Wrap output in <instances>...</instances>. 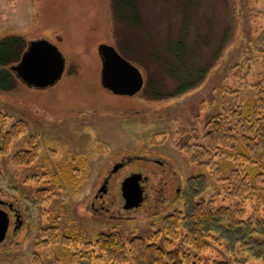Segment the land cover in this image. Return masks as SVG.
I'll use <instances>...</instances> for the list:
<instances>
[{
    "label": "rangeland",
    "instance_id": "1",
    "mask_svg": "<svg viewBox=\"0 0 264 264\" xmlns=\"http://www.w3.org/2000/svg\"><path fill=\"white\" fill-rule=\"evenodd\" d=\"M132 1L133 8L120 0H0V40L19 37L22 49L29 41L44 38L56 44L66 58L61 79L50 87H29L14 77L11 89L0 90V109L9 113L8 124L21 119L27 132L39 133L41 142L39 159L31 164L10 162L15 152L26 148V131L8 153L0 155V198L20 203L22 211L17 230L10 226L11 235L0 243V264H32L37 249L45 264L53 263L59 254L73 252V245L68 253H63L61 245L51 246L53 243L41 249L35 245L42 237L41 227L52 223L76 235L78 250L85 248L95 233L113 227L126 243L132 235L147 238L160 229L162 218L152 216L153 210L145 206L154 198V185L166 182L168 206L173 207L179 203L176 187L181 188L196 173L176 146L185 134L180 131L195 135L205 122L244 94L240 89L243 85L263 77L264 45L256 36L264 24V0ZM227 31L226 46L215 60ZM180 33L186 34L187 51L195 53V68H206L205 77L184 94L152 97L145 91L151 84L148 81L159 80L163 86L157 89L169 92L177 85L164 63L176 60L177 52L171 45ZM102 42L139 68L143 90L132 96L117 95L101 85L97 47ZM176 73L185 75L181 70ZM71 154L82 155L86 170L77 167V174L84 179L74 195L67 196L64 183L59 186L47 181L51 177L45 162ZM126 155H133L132 166L148 176V199L130 211L119 205L107 209L118 194L123 175H111L105 192L99 191L102 175L113 160ZM160 158L166 162L162 159L163 164H158ZM31 174H36L38 183L28 178ZM45 187L48 195L40 193L35 199ZM216 190L212 187L211 192ZM98 193L103 196L99 198ZM218 253L217 249L207 251V264ZM246 263L264 261L248 259Z\"/></svg>",
    "mask_w": 264,
    "mask_h": 264
},
{
    "label": "trees",
    "instance_id": "2",
    "mask_svg": "<svg viewBox=\"0 0 264 264\" xmlns=\"http://www.w3.org/2000/svg\"><path fill=\"white\" fill-rule=\"evenodd\" d=\"M120 2L125 7H134L132 0ZM259 29L256 39L262 38L264 45V24ZM228 32L221 37L215 60L226 46ZM186 39V34H179L171 45L177 52L176 60L164 63L170 76L176 79L175 88L170 92L157 89L163 85L153 80L148 81L151 83L148 89L144 85L142 90L145 87L152 97H176L203 81L206 68H195L196 56L187 51ZM20 41L15 36L0 40L1 91L14 85L16 76L9 66L20 59L25 49H20ZM125 49L130 50L128 46ZM187 57H190L188 66ZM179 70L185 75L177 74ZM240 89L244 94L234 98L223 113L205 122L195 135L180 131L185 134L180 135L176 146L182 149L196 173L181 185L179 203L173 207L165 205L156 215L162 218L160 229L147 238L132 235L126 243L121 232L113 227L110 231L95 233L84 244L85 248L78 250L76 235L52 223L41 227L42 237L35 245L40 249L47 243H53V247L61 245L63 253H68L69 246L73 245L74 250L67 256H55L50 264H207L209 256L204 254L214 249L219 253L217 258L209 260L210 264H247L248 259L264 261V72L263 77ZM8 117L9 113L0 109V155L8 153L13 142L27 132L24 121L18 118L8 124ZM27 133L26 148L11 156L12 164L27 165L39 159V136L34 131ZM80 156L71 154L53 163L45 162L51 177L47 181L53 180L59 186L64 183L67 196L74 195L84 179L76 172L78 168L86 170ZM28 178L39 182L36 174ZM212 187H217L215 193L211 192ZM40 193L46 196L49 190L40 189L35 199ZM32 264H45L38 249L33 253Z\"/></svg>",
    "mask_w": 264,
    "mask_h": 264
},
{
    "label": "water",
    "instance_id": "3",
    "mask_svg": "<svg viewBox=\"0 0 264 264\" xmlns=\"http://www.w3.org/2000/svg\"><path fill=\"white\" fill-rule=\"evenodd\" d=\"M97 51L101 60L100 83L104 88L114 94L128 96L142 89L144 84L142 72L122 57L115 47L102 42L98 45ZM65 68L66 58L62 51L56 44L44 38L29 41L20 59L9 66L21 82L38 89L56 84ZM139 179L138 173L122 179L120 191L124 209L136 208L140 205L143 199V187ZM8 223L7 212L0 208V242L5 238Z\"/></svg>",
    "mask_w": 264,
    "mask_h": 264
},
{
    "label": "flooded vegetation",
    "instance_id": "4",
    "mask_svg": "<svg viewBox=\"0 0 264 264\" xmlns=\"http://www.w3.org/2000/svg\"><path fill=\"white\" fill-rule=\"evenodd\" d=\"M31 131H34L39 136V133L37 131L30 129L29 133ZM128 131L132 132L130 129H128ZM133 158H135L133 155H131V156L126 155L125 157H118L115 160H113L112 161L113 163L111 164V167L109 168V170L107 172H104L102 175L103 180H102V184H100L99 191L101 190V188H103V190H101V191L105 192L106 183H107V181L111 175H114L117 173H120V174L122 173V175H123L122 179H124L125 177L130 176L131 174L138 173V174H140L139 183L143 187V192H142L143 199H142L140 206H139V207H142L143 202L146 201V199H148V194H149V193L147 194V190H146L147 184L145 183L148 179V176L144 175L143 171L136 168V166H132L131 163L133 161ZM162 159L163 158L156 160V161H158V164H163V161H165V159H163V161H162ZM120 183H121V181H120ZM159 183H162V185H160V186L154 185V187H153L154 198L152 200L150 199L148 201V204L145 205V206H148L149 209L153 210V212L151 214L152 216L157 215L161 211H163L165 209V205L168 206V195H169V193H168V189L166 188V182L160 181ZM119 188H120V186H118V189ZM179 190H180V188L176 187V192L177 191L179 192ZM178 192H177V194H178ZM97 196L100 198L103 196V194L98 193ZM115 196H116V198L111 201L112 203H110V204L107 203L108 204L107 209H109V205L117 206V207L119 205L120 207L123 208V202L124 201H123V198L121 196L120 189L118 190V194L117 195L115 194ZM177 198H178V195L176 196L175 200H177ZM18 204H19V206L15 205L14 201L10 200L9 198H8V200L0 198V207L7 212L8 217H9V223H8V229L6 232V236H8V233L10 236L11 235L10 233L12 232V230L16 231L17 229H15V228L18 227L21 223L22 211H21L20 203H18ZM24 206H25V204L23 203V207ZM102 206H103V204H102ZM139 207H137V208H139ZM137 208H134V209H137ZM104 209H105V207H104ZM123 210L130 211L132 209H123ZM118 211H120L119 208H118ZM12 218H14V220H12ZM10 226L12 227L11 232L8 231ZM3 254H7V252L3 253Z\"/></svg>",
    "mask_w": 264,
    "mask_h": 264
}]
</instances>
